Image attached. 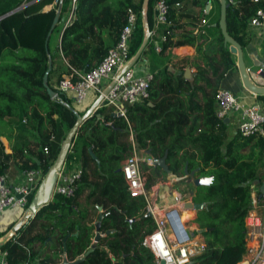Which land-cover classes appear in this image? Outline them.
Returning a JSON list of instances; mask_svg holds the SVG:
<instances>
[{"label":"trees","instance_id":"trees-1","mask_svg":"<svg viewBox=\"0 0 264 264\" xmlns=\"http://www.w3.org/2000/svg\"><path fill=\"white\" fill-rule=\"evenodd\" d=\"M70 1L0 0V175L9 167L39 168L44 173L75 120L69 106L76 111V105L70 94L49 84L59 69L55 60L61 58L66 63L65 71H57V80L69 68L87 71L94 67L117 39L127 8L136 14L129 40L131 56L143 36L142 14L149 30L154 21L155 0H147L144 8V0H74L57 46L46 54L44 43L57 5L60 3V17ZM164 1L167 22L159 26L157 53L191 45L193 75L185 78L181 70L173 73L167 63L152 66L148 97L125 105V119L102 105L82 121L64 159L76 156L80 162L81 176L73 196L54 195L22 222L0 247L6 264H57L63 257L74 260L91 244L92 251L77 264H154L152 252L142 245L143 237L154 228V220L143 216L144 197L129 195L120 171L121 162L133 150L154 159L164 156L168 172L160 166H146L150 171L145 190L164 173L182 176L184 166L187 172L197 168L196 176H211L210 183L194 187L190 197L192 202L203 204L192 218L198 224L203 249L181 264H236L240 260L244 217L251 208L249 186L258 177L264 158V137L238 131L228 137L227 124L215 116V94L227 70L235 68L218 28V0H210L214 9L206 12L209 0ZM226 3V31L242 48L247 20L257 8H264V0ZM205 18V28L215 33L210 39L205 28H195ZM185 25L190 27L186 30ZM55 29L54 25L50 33ZM146 46L139 59L147 53ZM150 48L155 53L153 46ZM47 55L51 59L47 85L56 92L53 98L41 84ZM77 141L80 143L75 147ZM97 206L102 213L99 232L113 231L93 243ZM19 210L21 214L24 211ZM189 216L186 212L183 219Z\"/></svg>","mask_w":264,"mask_h":264},{"label":"built area","instance_id":"built-area-1","mask_svg":"<svg viewBox=\"0 0 264 264\" xmlns=\"http://www.w3.org/2000/svg\"><path fill=\"white\" fill-rule=\"evenodd\" d=\"M58 1L60 0H53L54 3ZM167 10L168 6L164 0H155L154 27L151 33L155 26L166 24ZM135 21L136 14L131 8H127L125 24L120 29L115 42L107 47L99 62L87 71L69 68V72L60 75L56 87L61 92L69 93L74 105L82 103L89 92H93L96 97L100 95L106 87V80L110 82L115 73L129 60V40ZM200 23L204 24L205 20L201 19ZM247 24L264 26V8H257L248 18ZM153 48L155 51L160 49L157 43H154ZM133 68L127 69L115 79L95 109L102 105L109 106L115 116L125 119V105L148 97L150 73L136 75ZM259 70L260 68L257 71ZM214 99L215 116L218 119L226 117L231 111L236 112V131L242 135L256 132L264 137V110H260L256 104L242 105L227 89L217 90ZM129 141L133 144L131 134ZM42 150L47 151L45 147ZM133 153L121 162L120 171L129 195L143 196L146 201L145 211H148L154 220V228L143 237L142 245L152 252L154 264H160V260L162 264H181L191 254L203 249L201 237L188 231L185 220L181 219V204L178 205V203L182 200L177 195L173 196V203L168 208L161 211L159 215L155 214L147 201L144 178L139 170L140 159ZM145 161L150 163L149 159ZM43 174L39 168L22 170L20 181L14 183L7 182L5 176L1 174L0 212L9 208L25 209L28 197L34 193ZM80 176L81 167L78 158L70 157L64 161L56 176L52 197L54 195L73 196ZM254 203H256L255 206ZM244 226V252L236 264H264V189L260 192L258 201L251 202V208L244 217ZM0 264L6 263L2 259Z\"/></svg>","mask_w":264,"mask_h":264},{"label":"crops","instance_id":"crops-1","mask_svg":"<svg viewBox=\"0 0 264 264\" xmlns=\"http://www.w3.org/2000/svg\"><path fill=\"white\" fill-rule=\"evenodd\" d=\"M10 1L13 2L15 0H10ZM70 3L71 1L66 4L65 10L61 13L60 17L58 16L59 19H57L55 23L56 29L53 31L52 34L51 33L49 34L50 38L47 41L48 52H52L53 48L57 46L61 29L64 23L70 18V9H69ZM208 3H209V7L206 10L204 9V12L210 9L211 10L214 9L213 2L209 0ZM50 6L51 4L47 5L45 8L48 9L50 8ZM192 10L194 12L197 11L195 8H193ZM204 20H205L204 24L197 22L195 28L204 29L206 27V22L208 18H205ZM212 25L213 24H211V26ZM153 27H154V21H153L151 30L153 29ZM189 27L190 26L185 25L186 30ZM159 30H160V27L155 26L153 33L150 34L148 43H147L149 45L146 46V48H148L147 53H145L144 56H141V58L133 66L134 74L143 75L144 73L149 72L150 67L153 66V67L159 68L162 66L163 63L164 64L167 63L168 64L167 68H171L170 69L171 72L177 73L179 70H181L183 77L190 78L193 75V72L195 71L194 67L191 65V61H192L191 58L194 55V48L191 45L183 44V45H178V46L167 48L161 55L157 53L158 51L154 50L155 53L152 52L150 47L154 46V43L158 44L157 40H158ZM205 33L207 35V38L209 39L212 36L211 34L213 35L215 34L214 31H210V30L208 31L206 28H205ZM244 33L246 34V43L241 49H242V59H243L245 66L247 68H251L256 71L260 68V66L264 69V26L262 25L250 26L246 23L245 28H244ZM231 55L235 63V56L233 54ZM55 65H57L59 69H56V71L53 73V75L49 79V84L54 87H56V83H57V76H56L57 71H60V70L62 72L65 71L66 63L63 59L57 58L55 60ZM107 81L108 80H106V82L104 81L106 83V86L109 84V81L108 82ZM219 88L229 90L235 96V98L244 106H250L252 104H256L260 110H264V94H253L247 91L241 84L236 66L235 68H229L227 70V72L224 74V77L222 78L220 82ZM258 95H262V96L258 97ZM95 99H96L95 94L93 92H89L85 100L82 103L74 106V108L76 109L77 112L84 111L91 105V103ZM199 99L201 101V98ZM224 118H226V122L224 123L227 124L228 137H231L236 132V120H237L236 112L231 111ZM3 143L5 144V142ZM5 150L8 151L7 148H5ZM137 152L141 153L144 156L143 158L145 160L149 159L150 160L149 164H153L152 162L153 158L148 156L146 152H142V151H137ZM72 157H76V156H72ZM21 171H22L21 169H17L15 167H9L7 173L4 175L6 178V181L9 183L20 181ZM186 179L188 178H186L183 175L180 177H177L170 173H164L162 174L161 177L159 176L152 181L151 185L147 188L146 193L152 203L150 204V202H148V204L152 206L155 214L159 215L161 211L168 208V206L172 204V203L166 204L167 198L168 199L172 198L174 194L183 195L182 194L183 192L180 188V184H182L183 182H186L187 181ZM193 188L190 190V192L188 191L190 195H187L188 198H186L185 200H191L190 197H191V193L193 192ZM249 188H250L251 202H255V201L257 202L260 192L264 189V158L262 159L261 164L259 165V168H258V177L250 183ZM156 198H161L162 203L160 202L156 203L155 202ZM255 205L256 203H254V206ZM185 211H189L191 215L190 209L183 208L181 204L182 219H183V213ZM21 215L22 214L19 208H9V209H6L0 212V232L3 231L5 228H7V226H9L10 224H14L21 217ZM191 218H193V216ZM194 227H198V226L194 225ZM2 259H3V256H2V252L0 251V262Z\"/></svg>","mask_w":264,"mask_h":264},{"label":"water","instance_id":"water-1","mask_svg":"<svg viewBox=\"0 0 264 264\" xmlns=\"http://www.w3.org/2000/svg\"><path fill=\"white\" fill-rule=\"evenodd\" d=\"M147 0H144L143 2V8L146 5ZM219 4V15H218V28L220 31V34L222 36V43L223 45L227 44L228 51L235 56V66L239 74V78L241 81L242 86L249 92L253 94H264V69L260 66V70L256 71L251 68H247L243 62L242 59V49L241 46L233 39L231 38L227 31L225 26V8L227 7L226 0H218ZM209 3H206L204 6V9H208ZM60 12V3H58L55 14L52 18L47 37L50 34L52 28L54 27L58 16ZM143 13V10H142ZM7 14V13H6ZM5 14V15H6ZM142 23H143V36L142 39L134 51V53L130 56L129 60L120 68L113 78L110 80L109 84L103 89L102 93L96 97V99L91 103V105L82 113L78 114L72 107L69 106V108L73 111L75 114V120L72 123V125L68 128L66 131L64 137L62 138L58 152L50 164V166L46 169L44 172L42 178L40 179L34 193L32 194L29 203L27 204L26 208L24 209L21 217L2 235L0 236V247L5 244L9 238L12 237L14 232L17 230V228L22 224V222L27 219L28 217L35 214V212L45 205L47 202H49L52 199V188L54 185V182L56 180V176L64 162L66 153L68 152V149L71 145V141L73 137L75 136V133L79 127V125L82 123V121L92 114V112L95 110V107L98 105L99 101L101 100L102 96L107 92V90L111 87V85L114 83L115 79H117L124 71L127 69L133 67L136 62L139 60V57L145 48L147 41L149 39V36L151 34V30L148 29L145 19L142 14ZM46 37V40H47ZM46 40L44 43L45 52L48 53L47 46H46ZM51 69V59L47 55L46 58V69L43 72L42 78H41V84L45 88V91L49 98H53L56 94L54 90H52L47 85V74L49 70ZM170 70L171 68H167ZM150 104V103H149ZM223 122H226V118H223ZM153 164L159 165L165 172H168L166 164L164 162V156L154 159L153 158ZM38 163V161H36ZM197 171V168H194L187 172L186 166L183 168V176H186L190 178L191 183L194 187L201 186V185H207L209 183H205L204 181H211V176H195V172ZM182 207L185 209L190 210H199L203 207L202 203L192 202L191 200H185L182 203ZM97 210L99 211L97 219L94 223V237L92 242L95 243L97 239L101 235H106L108 233H111L113 229L105 230L103 234L99 232V224L100 219L102 217L101 208L97 206ZM143 216H150V213L148 211H145ZM191 234V232H190ZM94 248V245L91 244L89 248H87L82 256L74 259V260H67L66 258H62L61 261L57 264H77L79 263L83 257H85L88 253L92 251ZM163 262L160 260V264Z\"/></svg>","mask_w":264,"mask_h":264},{"label":"rangeland","instance_id":"rangeland-1","mask_svg":"<svg viewBox=\"0 0 264 264\" xmlns=\"http://www.w3.org/2000/svg\"><path fill=\"white\" fill-rule=\"evenodd\" d=\"M53 36V35H52ZM52 38V37H51ZM81 112H83V111H81ZM79 141H77L76 143H75V147L77 146V145H79ZM74 151V150H73ZM132 152H134L133 154H135L140 160H139V164H140V170H142L141 172H142V176H143V180H144V182L147 180V174H148V172H149V170L148 171H146V169H147V167H155V166H159V165H157V164H149V163H147L146 161H145V159L143 158L144 156L141 154V153H139V152H137L136 150H133ZM142 158V159H141ZM153 162V161H152ZM147 166V167H146ZM186 177V176H185ZM186 178H188V177H186ZM187 181L186 182H183L182 184H180V188H181V190H182V194L183 195H180V194H174V195H177L178 197H180L179 199L180 200H185L186 198H188V196L187 195H190L189 194V192H190V190L193 188V186H192V184H191V181H190V178H188V179H186ZM189 191V192H188ZM171 195V194H170ZM173 195V196H174ZM173 196H172V198H173ZM172 198H170V199H166L167 201H166V204L167 203H173V199ZM147 200H148V202H150V204H152L151 203V200H150V198L147 196ZM153 202V201H152ZM155 202L156 203H158V202H160V203H162V199L161 198H156L155 199ZM170 206V205H169ZM168 206V207H169ZM191 211V215H190V217H187V218H185V220H186V227H187V229H188V231H192L195 235H199V230H198V227H194V225H197L198 226V224H197V222L194 220V219H192L191 217L192 216H194V211L193 210H190ZM184 215H185V212L183 213V217H184Z\"/></svg>","mask_w":264,"mask_h":264},{"label":"bare ground","instance_id":"bare-ground-1","mask_svg":"<svg viewBox=\"0 0 264 264\" xmlns=\"http://www.w3.org/2000/svg\"><path fill=\"white\" fill-rule=\"evenodd\" d=\"M182 202H184L183 200L182 201H180L179 203H178V205H180V204H182ZM186 212H189V211H185V213ZM184 218V217H183ZM181 219H182V216H181Z\"/></svg>","mask_w":264,"mask_h":264},{"label":"clouds","instance_id":"clouds-1","mask_svg":"<svg viewBox=\"0 0 264 264\" xmlns=\"http://www.w3.org/2000/svg\"><path fill=\"white\" fill-rule=\"evenodd\" d=\"M205 183H210V181H204Z\"/></svg>","mask_w":264,"mask_h":264}]
</instances>
